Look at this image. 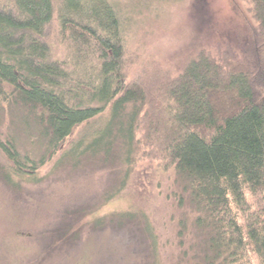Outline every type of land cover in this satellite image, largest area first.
Masks as SVG:
<instances>
[{
	"label": "trees",
	"instance_id": "16d2710c",
	"mask_svg": "<svg viewBox=\"0 0 264 264\" xmlns=\"http://www.w3.org/2000/svg\"><path fill=\"white\" fill-rule=\"evenodd\" d=\"M231 3L237 19L218 29L215 52L196 50L175 74L135 69L126 14L135 6L126 0H0V108L33 112L47 141L37 162L0 132L6 182L38 181L57 154L73 167L118 159L125 175L112 202L147 161L175 173L181 203L194 209L195 264H264V0ZM74 219L60 240H75ZM117 219L142 230L140 245L156 258L148 264H161L150 220L136 212Z\"/></svg>",
	"mask_w": 264,
	"mask_h": 264
},
{
	"label": "rangeland",
	"instance_id": "374dc122",
	"mask_svg": "<svg viewBox=\"0 0 264 264\" xmlns=\"http://www.w3.org/2000/svg\"><path fill=\"white\" fill-rule=\"evenodd\" d=\"M231 1L126 0L135 6L126 8L130 46L139 55L135 69L165 67L178 74L196 50L215 52L218 29H228L237 19ZM0 132L14 135L20 152L37 162L47 152L40 122L16 103L0 108ZM59 158L57 154L46 162L38 181L13 176L14 182L8 183L0 174V264H148L156 260L150 244L146 247L141 241L140 245L141 229L133 234L132 228L119 226L117 218L126 212H136L141 221L150 220L159 240L161 264L196 263L198 252L191 249L195 213L186 199L181 203L182 187L174 172L150 168L144 161L130 188L107 202L125 175L120 160L105 164L89 157L73 167L59 164ZM0 164L11 170L1 150ZM141 181L145 186L139 189ZM73 218L70 231L78 235L70 242L60 240L57 232ZM99 220L103 223L98 226Z\"/></svg>",
	"mask_w": 264,
	"mask_h": 264
}]
</instances>
